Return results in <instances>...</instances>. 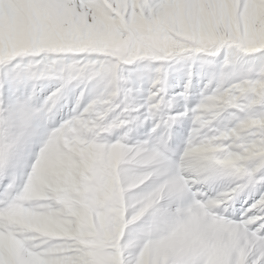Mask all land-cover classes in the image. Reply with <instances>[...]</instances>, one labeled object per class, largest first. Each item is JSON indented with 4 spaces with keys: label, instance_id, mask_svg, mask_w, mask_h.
<instances>
[{
    "label": "rangeland",
    "instance_id": "374dc122",
    "mask_svg": "<svg viewBox=\"0 0 264 264\" xmlns=\"http://www.w3.org/2000/svg\"><path fill=\"white\" fill-rule=\"evenodd\" d=\"M27 52L0 47V62ZM226 102L198 106L174 159L168 121L155 146L126 144L105 139L120 125L102 114L61 118L53 97L0 93V264H230L242 225L216 211L229 194L197 186L264 160V117L209 127Z\"/></svg>",
    "mask_w": 264,
    "mask_h": 264
},
{
    "label": "snow or ice",
    "instance_id": "6c2138e0",
    "mask_svg": "<svg viewBox=\"0 0 264 264\" xmlns=\"http://www.w3.org/2000/svg\"><path fill=\"white\" fill-rule=\"evenodd\" d=\"M261 35L264 0H0V47L28 50L0 62V93L53 97L61 118L102 114L120 125L105 139L126 144L168 121L175 159L210 100L228 101L209 125L219 131L264 117V43H245ZM246 168L197 187L229 194L216 211L242 225L230 264H264V160Z\"/></svg>",
    "mask_w": 264,
    "mask_h": 264
},
{
    "label": "bare ground",
    "instance_id": "6f19581e",
    "mask_svg": "<svg viewBox=\"0 0 264 264\" xmlns=\"http://www.w3.org/2000/svg\"><path fill=\"white\" fill-rule=\"evenodd\" d=\"M191 130V129H190ZM166 134H167V132H166ZM163 136V135H162ZM161 136V137H162ZM163 139H164V137H163ZM154 142H156V141H154ZM154 142H152V145H154ZM158 142V141H157ZM149 143V142H148ZM155 146V145H154ZM166 148V147H165ZM168 148V147H167ZM165 151V150H164ZM165 155V154H164ZM181 155H184V154H181ZM184 160H186V157H184ZM213 162V161H212ZM222 162H219V161H217V168L218 169H216V170H219V171H222V170H225V168H222V166L221 167H219L218 165H220ZM212 165H215V162H214V164H212ZM185 168V167H184ZM188 175H189V173H188ZM188 177V176H187ZM189 180V179H188ZM231 224V223H230ZM233 224V223H232ZM233 227V226H232ZM240 229V228H239Z\"/></svg>",
    "mask_w": 264,
    "mask_h": 264
}]
</instances>
